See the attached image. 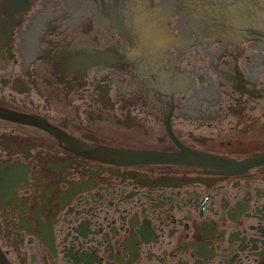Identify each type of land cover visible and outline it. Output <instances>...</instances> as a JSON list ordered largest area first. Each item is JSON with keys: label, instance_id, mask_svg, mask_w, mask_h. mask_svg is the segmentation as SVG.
I'll use <instances>...</instances> for the list:
<instances>
[{"label": "flooded vegetation", "instance_id": "obj_1", "mask_svg": "<svg viewBox=\"0 0 264 264\" xmlns=\"http://www.w3.org/2000/svg\"><path fill=\"white\" fill-rule=\"evenodd\" d=\"M127 1L0 0V264H264V53Z\"/></svg>", "mask_w": 264, "mask_h": 264}, {"label": "water", "instance_id": "obj_2", "mask_svg": "<svg viewBox=\"0 0 264 264\" xmlns=\"http://www.w3.org/2000/svg\"><path fill=\"white\" fill-rule=\"evenodd\" d=\"M125 8L140 26L139 38L151 40L155 50L175 47L177 59L187 52L248 49L254 42L264 53V0H128Z\"/></svg>", "mask_w": 264, "mask_h": 264}]
</instances>
